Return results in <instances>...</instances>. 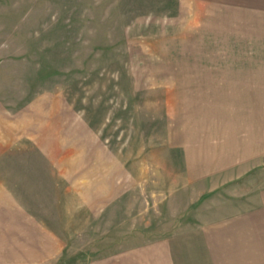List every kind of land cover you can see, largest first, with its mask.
Wrapping results in <instances>:
<instances>
[{"label": "rangeland", "instance_id": "rangeland-1", "mask_svg": "<svg viewBox=\"0 0 264 264\" xmlns=\"http://www.w3.org/2000/svg\"><path fill=\"white\" fill-rule=\"evenodd\" d=\"M263 90L264 0H0V224L24 215L33 250L14 264H119L255 206Z\"/></svg>", "mask_w": 264, "mask_h": 264}, {"label": "crops", "instance_id": "crops-1", "mask_svg": "<svg viewBox=\"0 0 264 264\" xmlns=\"http://www.w3.org/2000/svg\"><path fill=\"white\" fill-rule=\"evenodd\" d=\"M249 101L245 94L242 103L248 105ZM261 123L264 124V120ZM231 142L229 151L235 156L240 153L236 148L241 146L239 141L237 145ZM13 203L11 205H15ZM9 214L15 216L12 212ZM12 216L7 215L3 226L0 224V264H14L13 256H17L16 253L20 256L28 250L27 260H32L30 254L33 256V250L18 246L15 240V236H22L23 230L17 227L23 226L28 219L23 215L19 222H14ZM10 221L13 224H7ZM199 221L196 227L184 229L178 235H169L165 242L157 240L147 247L126 251L119 256V264H177V248L181 247L183 252L190 253V260L185 264H264V196L256 199L255 206L248 205L239 211L215 213L212 216L201 215ZM1 237L7 239L5 245ZM40 250L43 251L42 248Z\"/></svg>", "mask_w": 264, "mask_h": 264}]
</instances>
